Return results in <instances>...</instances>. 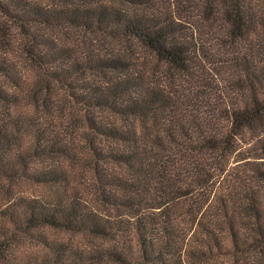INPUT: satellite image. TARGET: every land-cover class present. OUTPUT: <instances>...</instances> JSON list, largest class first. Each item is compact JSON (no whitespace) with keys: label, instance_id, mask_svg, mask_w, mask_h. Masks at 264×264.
<instances>
[{"label":"trees","instance_id":"trees-1","mask_svg":"<svg viewBox=\"0 0 264 264\" xmlns=\"http://www.w3.org/2000/svg\"><path fill=\"white\" fill-rule=\"evenodd\" d=\"M0 264H264V0H0Z\"/></svg>","mask_w":264,"mask_h":264}]
</instances>
